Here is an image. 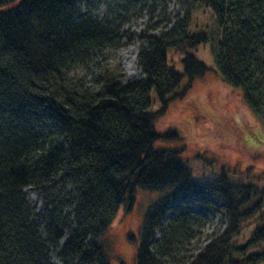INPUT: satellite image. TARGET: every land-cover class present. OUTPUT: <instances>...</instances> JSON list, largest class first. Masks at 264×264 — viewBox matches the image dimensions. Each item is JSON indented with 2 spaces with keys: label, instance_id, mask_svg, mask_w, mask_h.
<instances>
[{
  "label": "trees",
  "instance_id": "obj_1",
  "mask_svg": "<svg viewBox=\"0 0 264 264\" xmlns=\"http://www.w3.org/2000/svg\"><path fill=\"white\" fill-rule=\"evenodd\" d=\"M258 1L177 0L183 15L174 24L164 17L149 26L164 0H97L95 7L105 4L108 13L100 21L91 11L78 17L90 0H0V264H50L52 252L62 264H108L101 237L121 208L131 210L137 189L163 196L145 214L136 264L176 263L186 252L203 224L185 214L173 217L152 243L169 203L192 198L219 203L226 225L181 264L264 263V222L243 244L234 242L246 222L262 215L264 188L231 184L223 173L216 181L194 182L177 152L154 148L167 138L155 125L168 104L208 71L189 52L208 42L205 32H189L190 14L200 7L211 10L220 29L216 71L240 91L264 129L259 39L264 19L256 12ZM137 9L136 15H149L142 36L147 47L138 60L141 78L123 82L116 72L104 73L94 94L61 88L66 74L96 51L120 48V26ZM169 50L183 56L181 73L167 68ZM183 80L186 84L175 93ZM151 95L160 107L156 112ZM46 104L54 123L42 110ZM59 186L72 191L54 193ZM26 188L45 196L42 229L32 219Z\"/></svg>",
  "mask_w": 264,
  "mask_h": 264
},
{
  "label": "rangeland",
  "instance_id": "obj_2",
  "mask_svg": "<svg viewBox=\"0 0 264 264\" xmlns=\"http://www.w3.org/2000/svg\"><path fill=\"white\" fill-rule=\"evenodd\" d=\"M258 2L256 12L261 14V19H264V0ZM89 4H91L89 8H82L78 17H83L91 11V17L100 21L108 15L105 4L95 7L98 4L97 0H90ZM146 7L149 8V5ZM157 7L154 9L153 21L149 26L159 23L164 17L174 24L175 17L183 15L177 0H164L163 6ZM136 13L138 9L131 15L129 22L120 26L124 40L120 43L119 49L104 47L101 51H96L87 63L66 74L60 82V87L65 91L76 90V93L94 94L100 88L98 76L104 73L116 72L123 76V82L140 79L141 70L138 60L141 48L147 47L142 36L148 28L149 15L145 11L140 15ZM189 32L207 34L208 42L189 52L201 61L208 71L203 77L192 82L190 89L181 99L173 100L168 104L165 113L155 125L157 134L167 138L156 142L154 148L177 152L178 159L189 171L194 182L216 181L223 173L231 184L253 185L257 190H261L264 188V129L243 102L240 91L227 85L215 69V59L221 52V37L220 29L210 9L200 7L191 12ZM151 34H158V31ZM259 39L262 40L264 48V38ZM129 49L133 50V56L136 58L135 76H132L131 71L128 70L131 59H124L121 54ZM182 57L179 52L169 50L167 68L181 73ZM185 84L186 81L183 80L175 93ZM150 97L151 111L156 112L160 108L159 104L154 96ZM63 100L59 98L60 106L63 105ZM42 110L52 120L51 123H54L55 118L51 114L49 105H43ZM60 190L68 193L72 191L71 188L60 186L53 188L54 193ZM23 192L32 210V219L42 229L43 226L45 227L42 215L44 194L35 192L32 188H26ZM162 196L163 193L137 189L131 210L124 211L123 208L119 210L113 224L101 237L102 250L108 264H136V253L145 214L148 208ZM258 197L257 192L254 200ZM70 214V210L66 212L69 217ZM178 214L199 218L203 225L199 230L200 234L188 243L186 252L177 257L176 263H172L169 259L164 260L169 264L185 263L187 257L199 252V244L200 247L205 246L209 236L216 231L222 232L226 225L222 206L213 200L205 198L173 200L166 209L162 227L155 232L152 247L159 241L169 221ZM193 218V221H197ZM263 222L264 209L259 218L244 224L239 237L234 240L235 245L247 241L254 229ZM129 236H132L133 240H130ZM64 240L61 241V245ZM50 264H62L54 252L51 254Z\"/></svg>",
  "mask_w": 264,
  "mask_h": 264
},
{
  "label": "bare ground",
  "instance_id": "obj_3",
  "mask_svg": "<svg viewBox=\"0 0 264 264\" xmlns=\"http://www.w3.org/2000/svg\"><path fill=\"white\" fill-rule=\"evenodd\" d=\"M121 54H122L124 59H131L129 64H128V70L131 71L132 76H135L136 72H135L134 65H135V59L136 58L133 56V50L132 49L125 50Z\"/></svg>",
  "mask_w": 264,
  "mask_h": 264
}]
</instances>
